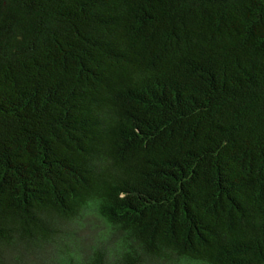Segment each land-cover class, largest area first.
I'll return each mask as SVG.
<instances>
[{"label":"trees","instance_id":"1","mask_svg":"<svg viewBox=\"0 0 264 264\" xmlns=\"http://www.w3.org/2000/svg\"><path fill=\"white\" fill-rule=\"evenodd\" d=\"M0 264H264V0H0Z\"/></svg>","mask_w":264,"mask_h":264}]
</instances>
